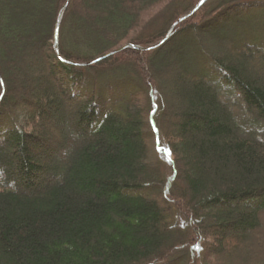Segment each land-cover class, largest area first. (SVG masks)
<instances>
[{"label": "trees", "instance_id": "trees-1", "mask_svg": "<svg viewBox=\"0 0 264 264\" xmlns=\"http://www.w3.org/2000/svg\"><path fill=\"white\" fill-rule=\"evenodd\" d=\"M66 1L0 0V264H264V0Z\"/></svg>", "mask_w": 264, "mask_h": 264}, {"label": "rangeland", "instance_id": "rangeland-1", "mask_svg": "<svg viewBox=\"0 0 264 264\" xmlns=\"http://www.w3.org/2000/svg\"><path fill=\"white\" fill-rule=\"evenodd\" d=\"M255 12L259 13L261 11L259 10H256ZM159 30V28H158ZM145 35L142 36V38L144 37ZM125 47V46H124ZM122 47V48H124ZM255 57V61L253 63V67H255L256 69H261L262 68V63L258 61L257 57ZM45 64H46V61H45ZM47 65V64H46ZM264 72V70H263ZM176 76H177V72L175 69H170L168 70L165 74H164V78L166 79V81H164V84H163V94L165 96V99H166V102L168 104V112L169 114L172 113V107H175L177 108L179 111L181 109V106H180V103H179V100H178V92H177V89H176ZM65 131L68 130V127L65 126ZM185 189V184L182 183L181 187H180V191H184ZM261 224L263 225V228H264V215L262 216L261 218ZM214 248H217V244L211 242V244ZM231 251L230 249L227 250V255H225L223 257L222 260H219L218 258H211L210 261H209V264H228L229 262V255H230ZM199 262L202 263V255H199Z\"/></svg>", "mask_w": 264, "mask_h": 264}, {"label": "water", "instance_id": "water-1", "mask_svg": "<svg viewBox=\"0 0 264 264\" xmlns=\"http://www.w3.org/2000/svg\"><path fill=\"white\" fill-rule=\"evenodd\" d=\"M69 1L70 0H67L66 1V3H65V5L62 7V9H61V11H60V14H59V20H58V23H57V27H56V32H55V42H54V49H55V52L57 53V55L59 56V50H58V38H59V29H60V23H61V20H62V18H63V15H64V13H65V11L67 10V7H68V4H69ZM205 2V0H200V2L197 4V6L187 15V16H185L184 18H181L179 21H177L171 28H170V30H169V32H168V34H167V36H166V38L163 40V41H165V40H167L171 35H172V33H173V31H174V29L177 27V25L179 24V23H181L185 18H187V17H190L191 15H193L202 5H203V3ZM162 41V42H163ZM161 42V43H162ZM126 48H134V49H140L141 51H143V50H146V49H144V48H141V47H138V46H135V45H128V46H125L124 48H121V49H119V50H116V51H114V52H112V53H110V54H107L106 56H104V57H101V58H99V59H97L96 60V62H98V61H100V60H102V59H105L106 57H108V56H111V55H114L115 53H117V52H119V51H121L122 49H126ZM60 57V56H59ZM0 101H1V98H0Z\"/></svg>", "mask_w": 264, "mask_h": 264}, {"label": "bare ground", "instance_id": "bare-ground-1", "mask_svg": "<svg viewBox=\"0 0 264 264\" xmlns=\"http://www.w3.org/2000/svg\"><path fill=\"white\" fill-rule=\"evenodd\" d=\"M54 42H55V40H54ZM58 43H59V38H58ZM59 50V49H58Z\"/></svg>", "mask_w": 264, "mask_h": 264}]
</instances>
